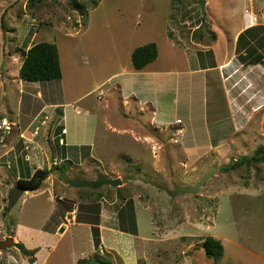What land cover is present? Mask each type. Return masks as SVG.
I'll use <instances>...</instances> for the list:
<instances>
[{"label":"rangeland","instance_id":"obj_1","mask_svg":"<svg viewBox=\"0 0 264 264\" xmlns=\"http://www.w3.org/2000/svg\"><path fill=\"white\" fill-rule=\"evenodd\" d=\"M254 16L258 17L254 26L264 25V0H0V144L5 145L0 155L15 147L19 160H24L28 151L20 133L34 123L27 141L45 151V164L35 161L31 168L29 163L25 166L28 170L48 169L50 148L57 144L52 141L54 128L58 135L63 110L67 143H73V136L76 142L90 144L94 135L96 159L89 158L90 148H64L60 154L69 157L71 164H62L57 172L69 184L99 173L122 181L115 189L103 186L75 191L108 192L109 203L117 199L112 205L115 211L124 198H135L136 226L129 218L122 227L137 228L136 233L140 228L145 240H156L135 242L138 264H216L201 251L209 236L224 247L218 264H264V162H259L264 153L239 169L222 170L227 159L250 158L263 151L264 125L261 129L256 119L234 135L233 108L222 88L215 89L213 96L210 86L205 89L202 85V75L192 72L197 61L208 66L226 60L235 48V36L255 23ZM39 42L57 45L61 80L33 84L19 79L28 49ZM150 43L157 44L158 58L138 71L132 54ZM213 47L217 63L212 58ZM234 62L240 65L237 59ZM57 104L62 107L56 109ZM214 105L225 127L220 129L230 134L235 147L194 151L193 139L203 143L200 137H208L209 128L201 117ZM42 111L48 114L35 119ZM190 111L194 123H190ZM161 121L169 123L167 128ZM209 125L214 123L210 120ZM7 157H0V244L10 233L15 234L18 222L38 226L47 210L52 213L48 186L39 194L27 191L8 210L10 192L18 182L14 166L2 163ZM20 163L23 167L26 161ZM215 167L219 168L217 174L195 195L171 197L166 191L195 186ZM65 190L73 187L67 185ZM73 241L71 245L70 235L61 241L49 264H73L76 256L82 258L81 252L96 250L95 242L82 235ZM15 244L0 250V264H11L8 255L22 258L21 252L29 256L34 252L36 256L44 249ZM118 248L124 253L128 246ZM96 258L113 263L99 249L84 260L91 264ZM116 263L123 264L118 256Z\"/></svg>","mask_w":264,"mask_h":264},{"label":"crops","instance_id":"obj_2","mask_svg":"<svg viewBox=\"0 0 264 264\" xmlns=\"http://www.w3.org/2000/svg\"><path fill=\"white\" fill-rule=\"evenodd\" d=\"M254 22L255 23H253V25H249L248 28L252 26L254 27V24L258 23V17L257 20ZM261 26L264 27V25ZM245 30L243 29L240 33ZM240 33L235 36V43H233V47L235 46V48H233V50L231 51V55L227 56L226 60H222L221 63H218L216 65L211 64L208 66H202V64L197 61V69L192 70L193 73L202 75V85L205 87V89L210 86V90H212L213 96H216L215 93H213L215 89L222 88L223 94L226 96L229 107L233 108L231 113V122L234 124L235 127L233 129L234 135L246 128H249L256 119L258 120L256 124L257 126H260L262 129V126L264 125V58L259 64H250V66H246L245 63H242L239 60V55L241 53L243 55H246L244 51H241L240 53V51L238 50L237 38ZM262 51L263 49H260V53H262ZM212 53V58L214 62L217 63V53L215 47H213ZM236 59L240 63V65L235 64L234 61ZM218 81H220L219 84L216 83ZM35 100H38V98H35ZM61 105L62 104H57L55 108H60L62 107ZM216 110L217 108L215 107V105L212 106V111L209 110V113L208 109L206 108L207 114H203V116L201 117L202 122L205 123L207 128H209V134L207 138L200 137L201 139L205 140L203 143L199 142L200 139L198 141L195 138L193 139L194 151H208V153L212 152L211 150L222 151L224 145L231 146L232 149H234L235 144H233V141L230 140V134L223 131L225 130V127L221 126V118L219 117V112H217ZM61 112L62 118L58 121V125L61 127L63 133L61 132L57 135L55 133L54 128L52 141L54 142L57 140V144L53 143L54 147L50 148L51 164L48 169H53V166L55 168L56 166H58V168L56 170H53L49 177L43 182L40 189L32 191L35 192V194H39L37 193L38 191L45 190V186H48L47 190L50 195V200L52 202V213L48 214L47 210L46 214L42 218V222H40L38 226L33 225L31 223L18 222L15 227V234L12 235V233H10L9 237H12V239L17 242V244L15 245H24L25 243L28 247L33 250L44 248L37 252L33 264H49L53 250H56L59 243L63 241L68 235L71 236V245L76 242H74L73 240H76V238L81 237V235L85 237L90 243L92 239L94 244L92 229L93 227H98L100 231L101 244L99 248H96L97 251L99 249L102 254L106 255L107 257H111L113 264H117V256L121 258L123 264H138L140 258H138V256L135 254V242H156V240H145V238L141 235L140 228H138L137 234L126 233L120 230L118 211H115L112 208V205L116 204L117 199H115L113 203H109L108 200H106V194L108 192L106 193L104 191H100L99 193L92 194L89 192L87 194L82 192L78 193L75 191L77 189L75 187H73L72 191L66 192L65 188L67 185H69V182H66L63 177H60L59 173L57 172L61 170V167L63 166L62 164L68 162L67 160H69V157L64 158L63 155L60 154H63L64 148L66 150H70L87 147L91 149V156H89V158H91L92 160L96 158L94 157V135L91 139L90 144H84L83 141L76 142L77 140H73V136L70 138L73 143H67L66 136L68 130L65 124L67 117L66 113L63 110ZM41 114L43 116L48 113H44L42 111L35 117V119H38V117H40L39 115ZM189 119L190 123L195 122L193 120V116L191 115V111L189 112ZM48 120L53 123L52 115H49ZM210 120L214 123V125H209ZM176 122L179 123L180 120L178 119ZM260 123H262V125H260ZM33 124L34 123H31L29 125L30 127L28 130L22 131V133H20V138L23 139V143L25 144L24 150L28 151V153H26V155L24 156V160H19V157L17 156V151H15V147H11L10 149H8L7 155H0V157L9 156L7 157V159L9 160L5 161V163H2L5 165L6 163H8L14 166V170H17V172H15L17 174V182L20 178H26L29 175L31 176L36 171L34 167H32L31 170H28V167L25 166L27 163L30 164V168L31 165H33L32 163H34L35 161L39 165L42 164L44 166L45 164V151L43 150L42 152H40L41 150L37 149L34 146H30L29 141H27L28 135L30 134V137L33 135L30 133ZM161 124L164 125L166 128L169 125V123H165L164 121H161ZM220 128L223 130H221ZM229 129L232 130L231 128ZM39 130L40 128L38 127V131ZM7 133L8 130L6 129V134ZM37 134L38 133L34 134V137H36ZM176 135L178 134H176L175 132L174 136ZM189 136L193 135L189 134ZM195 137L198 138V136ZM176 138H178V136ZM4 146V144H0V149L2 150ZM232 149L228 147L229 151H231ZM218 159H220V157H218L217 160ZM229 160L230 159H227V163L224 166H227L231 162V160ZM23 161H26V163H24L23 165L24 168L20 163ZM222 162H225V160L220 161L221 164ZM220 163L218 166L219 168L221 165ZM70 171H67L68 173L66 172L67 174L65 173L64 175H68ZM56 174L57 176L59 175V177H57L58 179H56ZM98 176L114 179L110 176H107V174L101 175V173H99L95 178H91L92 175H89L83 178L82 180L75 181H94L97 179ZM59 178L62 180H59ZM57 180L59 182L58 184ZM133 182H138V180ZM100 194H102L100 200L94 201L93 198L98 197ZM106 202L108 203V205H106ZM134 204L136 207V203ZM121 207L122 205H119V208ZM39 210L41 211V209ZM2 214L3 210L0 208V216ZM95 216L97 217V220H95ZM33 235H37L38 237L34 238ZM32 238L34 239L32 240ZM34 240L36 241L34 242ZM124 245H127L128 248L127 250L124 249V253H122L118 247ZM96 250L94 249L93 251H91L90 249L88 253L81 252L80 255L82 258L76 256L74 258L73 264H77L80 259H90V257L94 256ZM201 251L204 253L203 248L201 249ZM21 253L23 254L22 258H17L15 256L8 255V259L12 261L11 264H17L19 262L25 264L28 262L29 264H31L30 257L24 254L23 252Z\"/></svg>","mask_w":264,"mask_h":264},{"label":"trees","instance_id":"obj_3","mask_svg":"<svg viewBox=\"0 0 264 264\" xmlns=\"http://www.w3.org/2000/svg\"><path fill=\"white\" fill-rule=\"evenodd\" d=\"M52 1L57 2L58 0ZM75 4L79 6V3L76 2ZM237 44L238 49H240V53L241 51L246 53V55H243L242 53L239 55V60L242 63H246L251 60V64H259L264 58V27L258 25L246 29L238 35ZM260 49H263L262 53H260ZM158 54L159 52L156 43H150L148 45L136 48L132 54V60L136 70L141 71L153 63L158 58ZM18 77L24 82L40 84L61 80L63 78V73L57 45L50 42H39L29 48L25 55V59L23 60L22 66L19 69ZM262 153H264V151H259V153L250 158L246 157L242 159L231 160V162L227 166H224L222 170L224 172H228L229 169H239L243 165L250 164L252 161H257V159H260L258 156ZM259 162H264V159L259 160ZM52 172L53 169H36V171L31 176L29 175L26 178H20L18 180L17 186L23 187L27 191H36L40 189L43 182ZM112 188L115 189L114 187ZM93 190L95 191V189ZM99 196L101 197L102 194ZM124 199L125 200L122 204V207L118 211L119 228L123 232L135 234L137 232V228L136 231H133L134 229L129 228L128 226V228L122 227H126L129 218L130 220L131 218L133 220V218L135 219L136 215L134 201L132 199ZM133 223L135 227L136 221L133 220ZM92 232L95 247L99 248L101 244L99 228L93 227ZM16 246L22 247V245L19 244ZM202 248L204 249V254L206 257L213 259L216 264H218L224 257V247L222 243L212 236H209L204 240ZM29 257L30 263L33 264L35 261V253L32 252ZM95 261H98L99 263L108 262L99 258H96ZM78 264H90V261L82 260L79 261Z\"/></svg>","mask_w":264,"mask_h":264},{"label":"water","instance_id":"obj_4","mask_svg":"<svg viewBox=\"0 0 264 264\" xmlns=\"http://www.w3.org/2000/svg\"><path fill=\"white\" fill-rule=\"evenodd\" d=\"M204 4V3H203ZM261 150L264 151V146L261 147ZM218 172V168H212L210 171L206 173V175L203 177V179L196 184L195 186L192 187H176L173 191L166 190L168 194L171 197H176L181 194H191L195 195L200 188H202L206 182L212 178L214 175H216ZM72 187L75 188H91V189H98L103 186H110V187H118L122 185V181L120 179H109V178H104V177H98L94 181H75V182H70L69 184ZM27 190L23 187L16 186L15 188L12 189L9 195V207L8 210L10 211L20 200V198L26 193ZM9 220V219H8ZM14 246V240L12 237H9L7 241L3 244H0V250H5L9 247ZM93 264V263H92ZM99 264H113V263H99Z\"/></svg>","mask_w":264,"mask_h":264},{"label":"built area","instance_id":"obj_5","mask_svg":"<svg viewBox=\"0 0 264 264\" xmlns=\"http://www.w3.org/2000/svg\"><path fill=\"white\" fill-rule=\"evenodd\" d=\"M257 20V18H256V16H254V19H253V21H256ZM0 130H2V127L0 126ZM64 131V130H63Z\"/></svg>","mask_w":264,"mask_h":264}]
</instances>
